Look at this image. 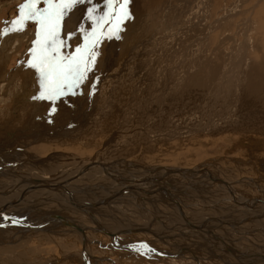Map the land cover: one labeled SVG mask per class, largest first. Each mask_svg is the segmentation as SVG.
I'll return each mask as SVG.
<instances>
[{"label":"rangeland","instance_id":"374dc122","mask_svg":"<svg viewBox=\"0 0 264 264\" xmlns=\"http://www.w3.org/2000/svg\"><path fill=\"white\" fill-rule=\"evenodd\" d=\"M93 1H95L93 6L87 2L74 6L69 15L62 21L63 31L61 32V37L63 38L69 31H75L76 35L68 41L69 47L62 48L60 51L62 55L73 53L78 44L82 45L85 43L88 33L95 30L96 35L99 37L97 47L101 55L97 57L100 60L92 65L94 68L87 74L84 84L74 89L76 90L75 95L70 94L57 101L54 113L49 114V109L52 107L50 101L30 99L29 97L28 100L24 99L26 95L32 98L36 94L40 95L42 86L32 84L31 90L27 92L21 91L22 82L26 84L30 82L25 78H20L19 69L21 70L22 67L19 65L25 61V63H29V60L32 59L33 54L30 52V48L37 47L32 43L36 39L34 33L37 30V23L25 20L24 25L27 32L21 35L22 31H19V36L15 37L16 45L11 50L7 49L5 57L0 56L5 60L4 77L3 75L0 77V86H2L0 88V145L12 143L10 141L14 143L21 141V145L18 144V146H22L23 142V147L27 148V152L34 156L37 155L38 158L55 155L54 161L52 160L49 163L60 165V162L64 161L63 154H71L78 157L91 155L94 157L98 155L99 151L101 152L104 144L110 143L109 148L117 152V154L114 153L115 156L125 154L124 158L128 157L126 160L134 161L133 163H144L148 165L147 167L176 165L185 169L198 166L210 175L213 174L221 180L225 179L224 181H231L232 187H235V190H238L240 192L237 191L239 195L243 196L245 200L253 199L255 196L264 197V166L260 164V161L264 159V121L260 120L259 117L264 114V110L262 107L258 108V105L257 108L250 107L251 104H249L248 113L243 111L240 113V110L236 112L240 105L237 104L238 98L234 96L233 99L236 100V103L231 105L233 107L230 106V108L226 109L224 116H220L219 114L223 113L220 110L223 107L226 108L229 103V95L227 94H229L230 90L223 86L218 88V91L215 86V78L220 77L218 74L223 69L218 71L220 69L218 63L220 62L222 65L224 58L233 56L238 40L241 41V36L237 34V27H241L245 17L249 16L248 21H254L252 44L249 45L248 58L245 60L246 64H244L242 70L236 71L239 74L235 73L233 81H238L245 73H248V75L251 73V77L255 81H260L258 90L261 89V92L258 95H264V0H208L210 16L202 15V0H131V3L126 8L119 7V3L122 0H112L111 7L106 4L105 0ZM24 2L25 0H0V30L5 29L9 25L5 23L6 21L19 18L18 4L20 3L21 5ZM235 2L236 4H233ZM36 6L46 8L47 4L44 3V0H40V3ZM92 7H95V11L88 13L87 9ZM228 10L233 11V14L231 13L230 15L231 18L225 22L224 27L215 29L211 32L212 34L210 33L207 45V47L209 46L208 50H204L205 53L200 58L202 59L201 61L211 58V62L205 61L211 65L203 62L205 65L202 63L203 69L200 68L194 72V78L198 80L203 79L207 71L210 70L209 74L212 73L209 77L211 78L210 82H205L198 86L195 84L198 88H192L193 90L188 92L194 85L187 81L186 83H189L182 87L183 83H185V77L180 75L176 68H172L174 65L170 64V62L160 61L164 60L162 55L157 58L154 56L152 63L154 68L156 67L155 72L153 71V66L147 68L149 60L145 55L150 52H148V49L151 50L157 45H154V43H156L158 38H164L166 34L170 36L178 26L183 30V26H189L190 24L193 25L191 29L193 31V28L198 26H194L197 22L199 24H201V21L206 24L212 23L216 16L227 14ZM72 11L75 17L71 13ZM125 12L131 13L130 19L124 18ZM89 15H91L90 20L88 18ZM101 16L105 17V21L111 19L112 23H105L103 27L97 25L96 21ZM117 16L119 19L115 18ZM117 26L119 28L118 32L110 31V29L115 30ZM226 26H229L230 31L227 30L226 33L222 34L221 31ZM191 30L188 28L187 31L190 32ZM233 31L237 33L232 42L229 43L226 40L224 48H227V50L221 48L222 53H216V47H220V41L225 37V34L233 33ZM2 34L3 32H0V55L4 52V49L2 50L1 48L4 46V43L2 45ZM229 47L230 49H228ZM239 53L241 55L242 52L239 50ZM186 63H188V60ZM29 68L32 70L29 69L33 77L36 74L38 75V73L40 74L37 68H35V72L34 67L30 66ZM213 68L217 69V72ZM161 73L166 75L171 73L170 76H175L177 82L175 85L167 86L158 98H152L154 100L153 105L158 106V110L154 115L152 112L149 113L148 110H145L146 127L138 128L136 126V115L143 109L145 104L149 103L144 97H140L143 94V88L144 86L145 88H152L155 85L154 81L158 78L157 75ZM29 76L31 75L29 74ZM14 78L17 79L15 84L13 83ZM5 84L9 85V87L7 88ZM3 85L5 86L4 88ZM172 91L176 93L177 91H184V93L180 95L179 92L178 95ZM235 95L237 94L235 93ZM119 170L122 169L119 168ZM145 172L147 173L146 170ZM145 172L142 174L143 176H146ZM149 174L151 173L148 172L147 175ZM163 176L165 177V175ZM159 179L161 180L162 176L158 177ZM235 181H238V183ZM214 185L215 183L210 184L209 188L218 189ZM223 187L225 188V186ZM224 193L227 194V189ZM232 194L234 193L230 192V195ZM3 200H5V197H0V201ZM111 202H114V205H112V208H114V210L112 209L114 211L113 216L116 215L121 219L112 218L111 215V218L110 216L109 218L100 217L104 219V223H108L109 226L117 224L119 228L123 224L130 223L131 221L129 220L133 219L132 216L135 213L125 209V206H130V204L126 203V201H116V203L114 200ZM148 203L150 206L152 205L151 201ZM161 203L160 206L156 203L151 206L152 210L154 206L155 209L156 206L161 207L156 209V212L159 210L160 216L163 215L161 214L162 212H169V206H163ZM42 206L43 208L39 210L41 214L37 209L29 211V214L27 213L28 215L26 216L28 218L24 220L26 225L0 227V264H85L83 257L81 258L79 253L80 250L83 253L86 248L92 251L96 257H99L97 255L112 257L115 262L116 260L118 261L117 264L136 263L135 255L140 258H146V260H149L150 257H159L156 254L146 256L134 252L132 247L138 249L140 245L141 250L144 245L142 242L141 245L138 241L127 240L131 238L130 234L127 236L123 234V237H121L123 238L122 242L124 243L127 240L125 244L131 243V246L133 243L138 242L135 244L136 246L133 244L132 247H119L115 244L113 248L126 251L131 249L130 251L135 254L125 255L126 257H120L121 260H119L117 255H123L124 253L116 252V249L113 251L112 256L110 253H102L104 249L110 246L108 243L111 242L106 232L92 229L88 234L87 247H85V240L79 239L74 233V229L67 225L54 223L55 225H52V228L58 231L55 235L46 233V229L42 231L27 230V227H34L33 225L39 223V221L43 223L42 221L46 220V218L41 219L44 213H54L58 210V208L54 207V204ZM134 208L138 207L135 205ZM158 212L157 214H159ZM117 213L121 216L117 215ZM6 215H10L11 218L19 217L12 211H6ZM67 216L69 218L71 216V218H77V215L72 210ZM138 216L136 215V217ZM141 218L144 217L141 216ZM254 219L259 218L254 217ZM83 220L82 217L75 219L78 223L86 221ZM30 222H32V225H30ZM121 222H123L122 225ZM147 222L149 221L147 220ZM46 225L48 223L43 225L44 228ZM131 225L134 224L131 223ZM229 227L225 223L226 230H229ZM226 230L225 232H228ZM253 234L257 236L256 232H253ZM42 235L45 239L42 238ZM20 236L22 240H25L23 248H19L22 245V240L18 241ZM49 236L51 238H48ZM53 236L62 238H55V240ZM136 236L138 237V235ZM181 237V235L178 236V238ZM252 237L256 240L257 245L259 242H263L260 238L257 240L258 237L255 238L253 235ZM96 239L103 245L97 243ZM147 240L152 244L154 242L160 244L158 240L152 239V237ZM162 245L165 244L163 243ZM10 246H12L13 250H10ZM248 246L251 247L250 242ZM239 247L243 248L242 246ZM258 248L260 249L261 247ZM163 250L167 249L164 247ZM153 260L157 264V259ZM250 260H252V257ZM202 261L205 263L200 264H215L207 256L203 257ZM103 262L108 263V261H101L100 259H88L89 264H104ZM149 263L146 262L145 264ZM190 263L195 262L187 261L178 262L177 264Z\"/></svg>","mask_w":264,"mask_h":264},{"label":"bare ground","instance_id":"6f19581e","mask_svg":"<svg viewBox=\"0 0 264 264\" xmlns=\"http://www.w3.org/2000/svg\"><path fill=\"white\" fill-rule=\"evenodd\" d=\"M202 1V15L207 16L210 13L207 2L208 0ZM233 4H236V2ZM18 5H20V3ZM90 5H95V1L92 0ZM74 12L72 11L71 13L73 14ZM231 13L233 14V11L228 10L227 14L225 13L222 16H216L217 18L215 17L212 23L209 22V24L202 21L201 24L197 22L194 26H198H195L193 31L191 30L193 25L189 24V26L186 25L187 27L183 26V30H181V27L178 26L179 28L177 27L175 32L170 36L166 34L164 35V38L160 37L157 41L155 40L156 43L150 41L154 43V45H157L151 50L148 49V52H150L145 56L148 58L149 63L148 67H146L149 68L153 66L152 62L154 60V56L157 58L162 55L164 56V60L162 59L160 61L170 62V64L174 65L172 68H176L180 75L185 77V83H183L182 87H185V85L189 82L194 85L188 90V92L192 91V88H198L196 85L198 86L200 84H204L205 82H210L211 78L209 77L212 73L209 74V69L203 79L197 80V78H194V72L202 68L201 65L203 62H211V58L204 59L203 61L200 59L205 53L204 50H208L209 46L207 47V45L209 43V35L213 30L224 27L225 22L231 18ZM74 17L72 18L74 19ZM248 18L249 16L245 17V21L241 27L236 26L238 28V33L233 31V33L230 32L225 34V37L223 39L221 38L222 41H220V47H216L215 50L216 53H222V49L227 42L226 40H228L229 43L232 42L235 39L236 33L241 36V41L238 40L233 56L224 58V61L222 60L223 66L220 62L218 63L220 65V69L218 71L222 68L223 69L219 72V74L217 73L220 77L215 78L216 90L219 91L218 88L223 86L230 90L229 94H227L229 95V103L226 105V108L222 106L223 109H221L220 107V111L223 112L222 114H219L220 116H224L226 109L236 103V100L233 99L234 96L235 98H238L237 104L240 105V108H238L236 112H239L240 110V113L242 111L244 113H248L250 107L257 108V105L258 108L262 107L264 110V95H258L261 92V89L258 90L260 81H255L251 77V73L249 75L248 73H245L238 81H233V79H235L234 75L236 71L239 69L242 70V67L246 64L245 60L248 58L249 45L252 44L251 39L254 21L250 22L248 21ZM11 27L12 25L9 24L6 28ZM188 28L192 32L187 31ZM227 30H229V26L222 29L221 33L224 34ZM26 32L27 29L25 25H23L22 34H20L24 35ZM16 36H19V31H9L2 34V45L4 43V46L1 48L2 50L4 49V52L1 53V57H5L7 49L11 50L16 45ZM217 40L219 41V39ZM223 40L225 41L223 42ZM224 49L227 50V48ZM228 49H230V47ZM239 50L242 52L241 55ZM212 51L214 52L213 49ZM231 51L233 50L231 49ZM1 57L0 77L2 75L4 77L3 68L5 67V60ZM24 57L26 58V56ZM186 59L188 60V63H186ZM99 60L100 59L97 57L96 63ZM25 62L19 65L22 67L21 70L19 69V75L20 78L27 79L30 82V85L22 82L23 86L21 87V91L23 92L31 90L32 84H39V86H42L41 75L37 72L38 75L36 74V76L34 75L33 77V74L31 73L32 70L29 68V63ZM207 63L205 62V64ZM252 66L254 67V65ZM152 68L155 72L156 67L154 68L153 66ZM21 72L23 73L21 74ZM29 74L31 76H29ZM201 74L204 75L203 72H201ZM170 75L171 73L168 75L162 73L158 74V78L154 81L155 85L152 88L149 89V87L145 88L144 86L143 94L140 97H144L149 103L145 104L143 109L138 113V115H136V126L138 128L146 127V114H144L145 110H148L149 113L152 112L153 115L158 110V106L153 105L154 100L152 98H158L167 86H171L172 84L175 85L177 82L175 76ZM225 78L226 80H224ZM14 79L15 80L12 81L15 84L17 79ZM187 81L189 82L186 83ZM5 86L7 88L9 87L7 84H5ZM5 86L3 85V88ZM1 87L2 86H0V88ZM172 92L178 95L179 92L180 95L184 93V91H177V93L174 91ZM185 93L188 94L187 92ZM235 93L238 96L235 95ZM36 96H39V94H36ZM28 97L30 99H34L28 95H26L24 99L28 100ZM219 103L221 104V102ZM249 104H251L250 107ZM216 105L218 104L216 103ZM153 106L154 109L152 111ZM259 117L260 120L264 121V114ZM10 142L12 143L0 145V197H5V200L0 201V227L26 225L24 220H27L25 218H28L26 215L29 214V211L37 209L39 212V210L43 208L42 205L46 206L48 204H54V207L58 208V210L54 213H44L41 219L46 218V220L42 221L43 223H40L41 221H39V223L33 225L34 227H27V230L42 231L46 229V233L55 235L58 231L52 228V225H55L54 223H57L58 225H67L74 229V233L79 237V239L82 238L85 240V247H87V239L89 238L88 234L92 231V229H96L100 232H106L107 236L111 240V242L108 243L111 247L115 244L119 247L131 246V243L125 244V242H122L123 238L121 237H123V234L126 236L128 234L131 236L132 234H137V240H139L141 236H144V239L142 238L143 240L138 241L139 244L142 242L144 247L140 250L139 245L138 249L135 247L134 249L132 247L133 243L131 246L133 251L139 253V255L144 254L146 256H149V254H156L160 258L150 257L149 260H146V258H140L135 255L134 257L137 260H135L136 263L131 262L130 264H145L146 262H150L149 264H156L153 259H157V264H177L178 262L187 261L195 262L190 264H200L205 263L202 261L205 256L213 260L215 264H264L263 196H255L253 199L245 200L243 196L239 195L240 192L237 190L239 192L238 193L235 190V187H232L233 184L231 181H224L225 179L221 180L213 174H208L198 166L191 169H185L176 165H156L155 167H147L148 165L144 163H142V165L135 162L137 163L135 164L133 163L134 161L132 162L126 160L128 157L124 158V156H126L125 154L115 156L114 153L117 154V152L116 150L109 148L110 143L107 145L104 144L101 152L99 151L97 156L92 157L89 155L88 157H78L71 154H63L62 156L64 157V161L60 162V165H52L49 162L52 160L54 161L55 155H49L46 158H38L37 155L34 156L30 152H27V148L23 147V142L22 146H18L21 141L15 142L16 144L13 141ZM58 161L60 160L58 159ZM260 162V164L264 166V159ZM261 165L260 167H262ZM119 168L122 170H119ZM145 170L147 173L150 172L151 174L147 175ZM144 172L146 173V176L142 175ZM163 175H165V177ZM161 176L162 179L158 180V177L160 178ZM211 181L213 182L209 183ZM235 182L238 183V181ZM214 183L218 189H214L213 187L209 188V185ZM223 186H225V188ZM226 189L227 194L224 193ZM230 192L234 194L230 195ZM114 200L115 202L126 201V203L130 204V206H125V209L129 212H135L132 216L135 223L134 221L132 222L133 219L129 220L131 222L128 224L125 222L126 224L122 225L123 222H121V228H119L117 224V226L114 224L109 226L108 223H104V219L100 217L109 218L111 215L112 218H120L115 215L116 213L114 214L115 216H113L114 208H112V205H114V202L111 201ZM149 201H151L152 205L156 203L159 206L160 202H162L161 204L163 206H169V212H162L161 214L163 215L160 216V213L158 212L159 210L157 211L159 214L156 212V209H159V207L156 206L155 209L154 206V210H152V205H149ZM135 205L138 208H134ZM71 210L77 215V218H71L72 216L69 218L67 216ZM6 211H12L19 217H12L13 219H8ZM118 214L119 213H117V215ZM135 214L139 216L136 217ZM23 216L25 217L22 218ZM141 216L145 219L141 218ZM80 217L86 221L84 223L81 221L80 223H78V221L76 222L75 219ZM254 217L259 219H254ZM147 220L149 222H147ZM47 223L48 225L44 228L43 225ZM131 223L134 225H131ZM225 223L230 226L229 230H226ZM30 225H32V222H30ZM157 226L161 227V230H158ZM225 230L228 232H225ZM159 231L165 233V235H163V239L161 238L162 236H159ZM253 232H256L257 236H255ZM250 234H252L255 238L258 237L257 240L260 238L263 241V244L258 241L259 244L257 245L256 240ZM179 235L182 237L178 238ZM147 236L152 237V239L155 238L158 242H160V244H156V242L153 241L155 244L154 246V244L147 240L149 237L146 239ZM42 238H44V236ZM48 238L51 237L49 236ZM53 238L60 239L62 237L53 236ZM19 239L20 240L18 241L22 240L21 236ZM95 241L100 243L98 239ZM249 242L251 243V247L248 246ZM21 243L22 245L21 247L19 246V248H23L25 246V240L23 239ZM163 243L165 245H162ZM101 245H103V243ZM239 246H242L243 248L241 249ZM157 247L159 249H157ZM164 247L167 250H163ZM258 247L261 248L259 249ZM10 250H13L12 246H10ZM79 256H81V258L83 257L85 264H89L88 259H100L101 261H109L112 264H116L115 259L112 257H104L101 255H97L99 257H96L92 251L88 250V248H86L83 253H81L80 250ZM187 257L188 259H186ZM249 257H252V260H250Z\"/></svg>","mask_w":264,"mask_h":264},{"label":"snow or ice","instance_id":"6c2138e0","mask_svg":"<svg viewBox=\"0 0 264 264\" xmlns=\"http://www.w3.org/2000/svg\"><path fill=\"white\" fill-rule=\"evenodd\" d=\"M92 3V0H44L46 8H39L36 5L40 0H25L18 6L20 16L18 19L6 21V24L12 25L11 28H5L0 32L22 31L25 20L35 21L37 30L34 33L36 37L33 45L37 47L30 48L33 54L29 60V65L39 70L42 78V87L40 95L34 99L47 100L51 102L52 107L49 114L56 111V103L67 95H75L74 89L79 88L87 79V73L92 70V65L96 63L97 56L101 55L98 50L99 37L95 30L85 38V43L78 44L73 53L62 55L60 49L69 47L68 41L76 35L75 31L67 32L61 37L63 31L62 21L69 15L74 6ZM111 7L112 0H105ZM131 0H122L119 3L120 8H126ZM88 13L95 11V7L87 9ZM91 19V15L88 16ZM119 19V17H115ZM125 19L131 18L130 12L124 13ZM97 25L103 27L105 23H112L109 19L101 16L96 21ZM110 31L118 32L119 28ZM118 38V37H117ZM154 251V250H153Z\"/></svg>","mask_w":264,"mask_h":264},{"label":"crops","instance_id":"0c3cea01","mask_svg":"<svg viewBox=\"0 0 264 264\" xmlns=\"http://www.w3.org/2000/svg\"><path fill=\"white\" fill-rule=\"evenodd\" d=\"M9 158V157H8ZM10 159V158H9ZM1 177V176H0ZM158 205V204H157ZM161 207H159V209H160ZM158 209V208H157ZM153 210H154V208H153ZM158 227V226H157ZM158 230H161V227H158L157 228ZM158 234H159V236H162L161 238L163 239L164 238V236L163 235H165V233L164 232H162V231H159L158 232ZM137 235V234H136ZM136 235H134V236H131V238L130 239H127V240H129V241H131V240H133V241H139V240H143L144 239V236H142L139 240H137V236ZM143 238V239H142ZM127 240H125L124 242H126ZM109 242V241H108ZM115 249L116 248H113V247H111V246H109L108 248H106V249H104L103 250V252L102 253H110L111 254V256H112V253H113V251H115ZM159 249V248H158ZM122 252V253H124L123 255H117L118 257H117V259H119V260H121V258L120 257H126L125 255H133V254H135L134 252H132V251H130V250H124V249H116V252ZM120 262V261H119ZM118 263V261L116 260V264ZM104 264H112V263H110L109 261H108V263H106V262H104Z\"/></svg>","mask_w":264,"mask_h":264},{"label":"water","instance_id":"95a60500","mask_svg":"<svg viewBox=\"0 0 264 264\" xmlns=\"http://www.w3.org/2000/svg\"><path fill=\"white\" fill-rule=\"evenodd\" d=\"M22 218H23V217H22ZM8 219H13V218H11L10 215H9V216H8Z\"/></svg>","mask_w":264,"mask_h":264}]
</instances>
